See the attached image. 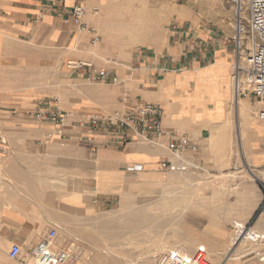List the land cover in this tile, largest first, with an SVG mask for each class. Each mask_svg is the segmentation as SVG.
Returning a JSON list of instances; mask_svg holds the SVG:
<instances>
[{"label":"crops","instance_id":"0c3cea01","mask_svg":"<svg viewBox=\"0 0 264 264\" xmlns=\"http://www.w3.org/2000/svg\"><path fill=\"white\" fill-rule=\"evenodd\" d=\"M169 1L0 0V118L4 119V125L0 124V187H27L37 200L42 199L40 187H57L60 205L86 213L103 211L127 191L168 179L167 171L160 166L163 158H170L165 152L166 146L106 144L99 145L93 152L82 136L88 134L101 144L105 141L101 133H81L78 129L65 132L51 125L28 123L30 113L46 98L45 94L33 88L15 91L8 73L18 63L34 65L31 61L34 59H40L39 64L45 62L46 46L51 44L64 49L62 55L69 58L68 63L74 62L70 59H77L75 62L86 59L99 64L100 58H108L110 54L124 60L129 58L127 64L119 62L118 67L123 89L110 92L99 87L84 96L86 102L82 105L64 102L71 117L83 111L89 115H107L111 104L125 109L154 103L163 109V126L167 131L188 135L197 144L193 136L198 132L203 134L215 129L210 141L218 136L220 123L227 121L228 117L225 120L224 116L233 103L235 54L229 22L217 23L173 6ZM76 2L99 8V14L89 13L86 22L97 29L101 43L105 39L102 44L92 45L91 35L80 32L68 15ZM162 15L171 18L165 43L138 58L130 57L146 45L145 30L149 23L161 22ZM87 39L93 47L91 54L86 51L90 50ZM79 45H83L82 49ZM93 63L88 64L95 67ZM88 71L91 69L76 71L75 77L88 80ZM123 91L132 98L124 97L123 101ZM239 99L237 101L243 102L248 112L252 107L248 99ZM240 104L235 105V112ZM221 114L224 118H217ZM255 119L244 127L245 140L248 134L251 139L249 164L264 167V123L258 121L257 115ZM50 132L54 137L49 141L46 135ZM16 145H22L24 150L15 152ZM4 158L6 162L1 166ZM136 165H141L143 170L131 171ZM70 187L74 190H69ZM255 191V187L247 184L243 192L244 201L248 199L252 208L256 206L252 199ZM144 194L156 195L157 192ZM0 207V237L4 240L1 256H7L6 250L13 243L20 244L25 253L29 252L40 240L42 224L35 225L6 200L0 202Z\"/></svg>","mask_w":264,"mask_h":264},{"label":"rangeland","instance_id":"374dc122","mask_svg":"<svg viewBox=\"0 0 264 264\" xmlns=\"http://www.w3.org/2000/svg\"><path fill=\"white\" fill-rule=\"evenodd\" d=\"M169 2L178 8L201 14L206 19H214L217 23L224 24L225 22H229V33L232 38L234 32V18H232V13L234 17V6L230 0H170ZM153 3V7L155 8V1H153ZM162 16L163 20L161 22L149 23L145 30L147 33L145 39L146 45L133 52L130 57L138 58L139 55L148 52V50H156L158 46L165 43V37L168 34L167 29L170 26L171 18H164V15ZM125 38L128 37L126 36ZM104 40L105 39H103V42ZM86 42L90 48V50L86 51L91 54L93 47L89 45L88 39ZM82 46L83 45H79L78 48L82 49ZM46 47L45 62L39 64L38 61L40 59H34L31 60L34 62V65H27L28 63L26 64L25 62L20 65L18 63V66L12 67L11 70H9L10 73H8L10 83L14 85L15 91L33 88L45 94L46 98L38 103L35 110L40 104H57L61 109L69 112L68 106H64V102L68 105L72 104L73 106L82 105V103L86 102L84 96L88 95L91 89L102 87L110 92H116L120 88L123 89L124 84L122 83L118 86L75 77L76 71L82 72L86 69H70L68 65L69 58L67 57V59L62 55L64 49L61 50L54 44L47 45ZM110 58H115L122 65L127 64L129 61V58L124 60L116 54H110L108 58L107 56L100 58L99 64L86 59H83V62L93 63L95 67H93L92 70L98 71L105 67L106 61ZM70 60L74 62L77 61V59ZM124 97L127 100L132 98V96L128 93L125 94L123 91V101ZM242 99H248V102L252 105L250 108L251 110L248 111L249 115H252L253 111L259 112L263 109V106L254 97L248 96ZM239 100L242 101L241 99ZM238 104H240L238 101L230 104V108L232 107V109L228 110L226 116L223 115L226 120L229 113L233 114L232 117L234 121V129L230 131L232 133L231 141H234V145H232L233 151L232 154L227 155L226 159H224V153L217 149L218 146L216 147V144L214 142L212 143V139L210 141L212 133L216 132L215 129H211L210 132L208 131L209 133L205 132L202 134L198 132V134L193 136V139L195 141L198 140L197 142L198 144L201 143V146H199L197 153H187V156L192 157L191 160H188L191 168L188 172L172 173L167 171L165 172V176L168 179H164L161 183L142 185L138 190L127 191L125 195L119 197L117 201L110 203L103 211L84 213V211L82 212L60 205L57 199L58 196L56 195L58 192L57 187H40L39 194L42 198L40 200L34 199L27 187H0V202L6 200L15 211L30 218L35 225L42 224L43 231L39 233V239L50 227H57L59 229V247L75 243V245L85 250V255H83V258L78 264H129V262L126 263L116 256L102 253L101 248L108 247V243H111V241H105L97 231L100 225L116 217L117 214H121L119 210L122 205H135L134 207L143 208L141 212L142 215L149 216L150 222L137 232L140 238L147 237V235L150 234L154 236L156 232L163 230L177 232L174 236L184 239L180 244L181 250L188 254H194L200 245L205 247L209 242L215 243L217 240L216 244H218V246L216 248L208 247L207 249L205 247L211 264H260L255 256V252L264 249V241L261 243L246 241L244 244L245 247L243 246V252L238 251L231 259L227 258V245H232L234 253L243 240V238L238 241L235 240V224L233 220L240 219L237 216L238 213L243 215H241V219L247 224V230L254 229L256 223L259 221L262 222L263 230H254L264 235V216L261 215L259 210V204L261 202L259 190L260 180H252V174L262 175L264 167L251 166L249 164L251 157L249 140L251 139L249 134L246 140L245 134L243 138L240 137V133L246 123L244 124L240 115L234 110L235 105L237 106ZM63 106L65 108H63ZM117 107L118 105L111 104L108 107V114L101 116L110 117L114 111L119 109ZM35 110L30 113V116H32ZM80 113L81 115H89L84 111ZM75 114H79V112H75ZM77 116L69 118L66 124L60 129L65 132L73 131L74 129H78L81 133L88 131L86 128L87 126L82 125V119ZM224 117H222L221 114V116L217 118L222 119ZM27 120L29 121L28 123L34 125H49L39 124L33 121L32 117ZM0 124L4 125V119L0 118ZM55 129L58 128L55 127ZM85 143L91 145L92 151L95 149L93 152L97 151L99 145L107 144L105 141L104 143L97 144L92 138L90 142ZM107 145L114 146L111 144ZM23 148L22 145H16L14 151L20 152L24 150ZM165 152L172 159L171 154L167 150H165ZM5 162V158L2 159L1 166H4ZM226 162H228V164L225 165ZM247 184L256 188L255 193L252 195V199L256 203V206L253 208L252 203L246 206L244 202L243 192ZM69 190H74V187H70ZM148 190H153V192L156 190V196L163 195L164 192H167L170 196L168 204L172 206L150 209L144 207L147 204L139 203L136 205V199L139 200L143 198L145 196L144 193ZM20 191L23 192L24 196L20 195ZM173 198L177 199V201ZM229 208H234L230 216L227 214ZM250 211L252 212L248 216L247 214H249ZM1 215L2 208L0 207V222ZM207 229H209L210 232ZM213 230L214 232H221L224 238H219L213 234ZM226 235L227 238H225ZM194 236L200 237V241H196ZM0 242V264H22L18 261H12L8 254L6 257L1 256V249L4 248L2 243L4 240L1 237ZM255 244L256 246H254ZM11 245L8 246L6 250L7 253H9ZM188 247H192L191 252L186 251ZM240 250H242V247ZM146 251L147 253H149V251L153 252H150L148 264H152L157 258L168 253L154 250V245L146 246L144 251L141 252L143 253ZM135 255L136 254H127V256L131 258ZM138 255L139 254L136 256ZM26 263L33 264L34 259L29 257Z\"/></svg>","mask_w":264,"mask_h":264},{"label":"built area","instance_id":"2783aa9c","mask_svg":"<svg viewBox=\"0 0 264 264\" xmlns=\"http://www.w3.org/2000/svg\"><path fill=\"white\" fill-rule=\"evenodd\" d=\"M234 6V32L232 44L235 60L232 65L233 103L239 98L254 97L263 106L257 112L259 121L264 122V0H230ZM98 9H91L86 4L76 2L68 11V15L78 30L91 35V44L101 43V36L95 27L86 22L89 13H97ZM73 70L91 69L88 80L120 85L122 83L118 72L119 62L115 58L106 61L103 69L92 70L93 66L84 62H69ZM78 115V116H77ZM82 119V125L88 131L101 133L107 144L126 147L130 144H141L152 147H165L171 158H163L161 169L174 173H185L191 168L188 160L192 157L187 153H197L199 145L188 135L167 132L163 127V109L153 103L138 104L134 107L119 109L110 117L101 115L74 114L72 117ZM33 121L39 124H49L58 129L62 128L71 118L69 112L61 109L57 104H40L32 114ZM54 133L46 135V140H52ZM85 142H90L89 135H83ZM95 151V149H93ZM131 171L143 170L141 165L130 168ZM261 202L259 210L264 216V175L260 180ZM243 230V228H241ZM247 237L254 243L264 241V236L246 231ZM59 229L50 227L40 240L27 253L22 246L13 243L8 256L12 261L22 264L30 257L33 264H78L85 255V250L74 244L59 247ZM255 256L260 264H264V249L257 250ZM152 264H211L207 249L199 246L194 254L173 251L157 258Z\"/></svg>","mask_w":264,"mask_h":264},{"label":"bare ground","instance_id":"6f19581e","mask_svg":"<svg viewBox=\"0 0 264 264\" xmlns=\"http://www.w3.org/2000/svg\"><path fill=\"white\" fill-rule=\"evenodd\" d=\"M94 8H91V9H94ZM97 9H98L97 13H91V14L98 15L99 8ZM246 109H247L246 105L242 102V104H240V106L237 108L236 112L240 115V117L244 121V124L249 122L251 119H253V121L255 122L256 120L255 117L257 115V112L253 111V114L251 116L248 114ZM249 110L251 109L249 108ZM232 115L233 114H229L227 121L223 122L220 128H218L217 130L218 136L216 137L217 139L212 138V143L214 142L216 144L215 146L216 147L218 146L217 149L221 150L225 156L232 154V151H233L232 145H234V141L233 142L231 141V135L228 132L231 129H234V121H233ZM261 123H264V122H261ZM252 127H255V123L254 125H252ZM244 134H245V130L243 128L240 133V137L243 138ZM263 175H264V172L262 173V175L252 174V178L254 179V181L261 180L263 178ZM144 195L145 196L143 198L139 200L136 199L135 201L136 205L139 203L147 204L144 207L146 208L148 207L150 209H158L161 207L164 208L167 206H172L171 204H168L170 200V196L167 192L166 193L164 192V194L160 196H156L152 194H144ZM174 200L177 201V199H174ZM244 202L246 206L251 203L249 202L248 199H246ZM134 206L135 205H122L119 210L121 214L119 215L117 214L116 217L111 218L109 221H107L106 223H103L102 225L99 224L100 226L97 228V231L99 232V234L102 236V238L105 239V241H111V243H108L109 244L108 247L101 248L102 253L110 255V256H116L119 259L125 261L126 263L129 262V264H148L149 263L148 258L150 257V254L153 252L149 251V253H147L146 251L142 253L141 251H144V248L146 246L154 245V250L156 251H163V252L181 251L182 252L180 244H181V241H183L184 239H180L177 236H174L177 234V232H170L168 230H163V231L156 232L154 236H151L150 234V235H147V237L140 238L137 235V232L143 226L147 225L150 222V218L147 215H142L141 212L143 208H137ZM233 211H234V208H229L227 211L228 216H230V214ZM241 215H242L241 213H238L237 216L240 219L233 220L235 224L234 234H235L236 241L241 240L242 238L243 240L239 248L234 253L232 250V245L228 246L226 244L228 248V252H227L228 259H231L234 256V254H236L238 251L243 252L244 251L243 246L245 247L244 244L246 241L251 242L246 234L247 224L245 223L243 219H241L243 216ZM261 226H262V222L259 221L258 223H256V226L254 229L258 231H262L263 229L261 228ZM241 228H243V230H241ZM254 229L252 228L251 231H253L255 234H261L260 232ZM207 230L209 231V229ZM218 233L219 232H214L213 230V234H215L219 238H224L221 232L219 234ZM195 236H194L195 240L200 241L201 238L195 237ZM225 238H227V235L225 236ZM216 243H217V240L215 243L209 242V244L205 245V247L207 249L208 247L216 248L218 246V244ZM233 245H234V242H233ZM254 246H256V244ZM241 247H242V250H240ZM191 250H192V247H188V249H186L187 252H191ZM127 254H136V255L139 254V255L138 256L135 255L134 257L131 258L127 256Z\"/></svg>","mask_w":264,"mask_h":264}]
</instances>
